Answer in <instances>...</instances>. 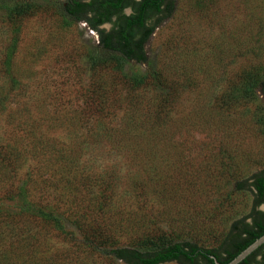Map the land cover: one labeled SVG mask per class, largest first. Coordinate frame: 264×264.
<instances>
[{
	"label": "trees",
	"instance_id": "obj_1",
	"mask_svg": "<svg viewBox=\"0 0 264 264\" xmlns=\"http://www.w3.org/2000/svg\"><path fill=\"white\" fill-rule=\"evenodd\" d=\"M173 1L65 0L56 11L65 28L85 22L97 35L94 52L86 55L92 75L97 78L96 93L87 98L98 109L96 124L89 129L81 126L82 115L67 107L43 112L38 121L30 119L25 114L28 102L12 94L16 88L14 77L0 83V244L14 235L16 240L27 241L30 234L24 228L32 222L44 228L35 234L40 237L48 233L49 226L62 229L67 222L75 227L87 248L126 264H215L212 255L219 263L227 264L264 234V212L259 209L264 205V106L257 94L264 98V65H248L229 81L215 101L226 108L240 102L254 103L257 107L252 112H226L223 116L211 110L214 114L205 118L202 107L210 105V100L204 101L203 96L202 103L196 106L198 111L184 115L178 124L170 112L183 82L152 67L145 51L155 27L170 15ZM39 9L33 0H0V21L5 26H16ZM126 9H130L129 14ZM105 24H110V28H102ZM254 51L247 50L246 54L255 57ZM130 63L148 69L141 76L127 75L122 70ZM191 65L189 60L184 61L183 69L187 72ZM221 69L225 72L224 67ZM211 76L214 90L219 85L218 78ZM117 79L126 86V92L105 91V85L114 84ZM108 101L113 112L123 109L118 127L105 120ZM190 123L200 127L207 124L217 132L203 182L213 189L218 181H232L233 192L252 195L251 209L241 216L233 210L231 198L226 200L229 228L216 248L172 241L141 251L139 246L158 241L157 216L130 208L138 201L150 205L152 210L158 204L178 207L191 199L195 185L184 158L191 155L186 141L189 137L181 141L175 137L176 129L189 132ZM92 144L105 145L103 150L122 155L134 165L129 167L132 174L125 184L128 193L124 196L119 195L117 186L109 183L103 172L82 166ZM254 160L262 167L260 171L247 175L245 170L239 178L234 176L235 170L244 169ZM191 230L194 228L189 226ZM125 239H136L138 244L124 245ZM34 251L42 253L37 247ZM11 254L9 250L6 256L9 264ZM239 264H264V244Z\"/></svg>",
	"mask_w": 264,
	"mask_h": 264
},
{
	"label": "rangeland",
	"instance_id": "obj_2",
	"mask_svg": "<svg viewBox=\"0 0 264 264\" xmlns=\"http://www.w3.org/2000/svg\"><path fill=\"white\" fill-rule=\"evenodd\" d=\"M33 1L40 5V9L35 15L14 25L15 28L5 26L0 21V83L9 76L14 77L16 88L12 94L16 99L28 102L25 114L30 119L38 121L43 112L67 107L79 112L82 115L81 126L84 130L89 129L96 124L98 109L95 110L87 98L96 93L97 78L92 75L86 55L94 52L97 35L85 22L69 28L63 26L56 11L63 7L65 0ZM173 2L170 15L155 27L145 44L150 65L163 70L169 78L183 82L184 87L177 93L171 108L172 118L178 124L182 123L184 115L198 111L196 106L202 103L203 96L204 101L210 100L209 107H202L205 118L214 114L211 110L223 116H226V112L229 115L252 112L257 107L254 103L240 102L226 108L215 101L229 81L248 65H264V0ZM125 13L129 14L130 10H125ZM102 28L107 30L110 24ZM247 50H255V57L246 54ZM188 60L192 69L190 67L186 72L183 63ZM221 67H224L225 72ZM147 69V66L130 63L124 66L122 72L141 76ZM211 74L218 78L219 83L214 90H211L214 87ZM105 86V91L107 89L112 94L126 92V86L120 84L119 79ZM257 94L264 106V98L259 92ZM109 104L108 101L105 120L110 122L109 125L118 127L123 109L113 112ZM190 124L189 132L184 128L176 129L175 137L179 141L189 137L186 141L191 155L184 158L195 185L191 190V199L178 207L169 205L171 212L167 209L168 205L158 204L152 210L150 205L142 201L130 208L157 216L155 228L159 234L158 241L153 245L139 246L141 251L153 250L172 241H188L202 248H216L229 228L230 222L226 221L225 215L226 200L231 198L233 210L241 216L248 214L251 209L252 195L246 191L233 192L232 181L224 184L218 181V186L213 189L206 185L207 182H203L207 177L208 153L214 147L213 139L217 132L207 124L204 127ZM1 126L0 123V134ZM103 146L100 144L93 147L92 144L93 148H89L85 154L82 166L103 172L108 182L117 186L119 195L124 196L128 193L125 184L132 174L129 167L134 165L128 164L122 155L103 150ZM256 161L248 163L244 169L235 170L234 176L239 178L245 170L247 175L260 171L262 167L256 165ZM259 209L264 212V205ZM62 226V229L49 226L44 237L35 235L44 228L34 222L25 226L24 231L30 234L27 241L16 240L14 235L11 240L0 244V264H9L6 258L9 250L12 251V264H22L24 260L29 261V264H126L108 254L93 252L83 243L74 226L67 222ZM189 226L194 231H189ZM16 232L17 229H14L13 233ZM123 244L136 247L138 243L136 239H125ZM36 247L42 253L34 251Z\"/></svg>",
	"mask_w": 264,
	"mask_h": 264
},
{
	"label": "water",
	"instance_id": "obj_3",
	"mask_svg": "<svg viewBox=\"0 0 264 264\" xmlns=\"http://www.w3.org/2000/svg\"><path fill=\"white\" fill-rule=\"evenodd\" d=\"M264 244V234L256 239L253 243H251L247 248H245L240 254H238L233 260H231L227 264H239L241 261H243L248 255H250L252 252H254L258 247ZM215 264H220L216 261L215 257H211Z\"/></svg>",
	"mask_w": 264,
	"mask_h": 264
},
{
	"label": "flooded vegetation",
	"instance_id": "obj_4",
	"mask_svg": "<svg viewBox=\"0 0 264 264\" xmlns=\"http://www.w3.org/2000/svg\"><path fill=\"white\" fill-rule=\"evenodd\" d=\"M127 10V9H126ZM130 10V9H129ZM262 206V205H261ZM261 210V209H260ZM213 256V255H212ZM212 256H210V257H212ZM215 257V256H214ZM216 259V258H215ZM216 261H217V259H216ZM218 262V261H217ZM177 263V262H176ZM215 263V262H214ZM219 263V262H218ZM178 264V263H177ZM221 264V263H220Z\"/></svg>",
	"mask_w": 264,
	"mask_h": 264
}]
</instances>
